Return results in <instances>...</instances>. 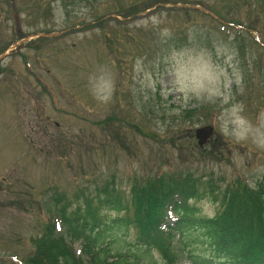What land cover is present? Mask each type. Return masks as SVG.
Returning a JSON list of instances; mask_svg holds the SVG:
<instances>
[{"label":"rangeland","instance_id":"1","mask_svg":"<svg viewBox=\"0 0 264 264\" xmlns=\"http://www.w3.org/2000/svg\"><path fill=\"white\" fill-rule=\"evenodd\" d=\"M239 104L243 141L221 130ZM262 131L264 0H0V264L27 262L49 225L97 208L107 185L130 206L133 185L157 173L190 172L203 216L227 198L251 206L264 193ZM147 263L164 264L156 252Z\"/></svg>","mask_w":264,"mask_h":264},{"label":"trees","instance_id":"2","mask_svg":"<svg viewBox=\"0 0 264 264\" xmlns=\"http://www.w3.org/2000/svg\"><path fill=\"white\" fill-rule=\"evenodd\" d=\"M162 177L163 173H157L153 183H135L130 206L115 184L107 185L102 196L97 194L98 207L66 221L69 228L63 233L49 225L24 264H148L155 252L164 264H178L184 254L188 264H264L262 191L250 195L251 206L227 198L218 215L206 217L194 204L205 191L190 172L176 183H163ZM98 209L117 215L106 219ZM125 212L132 214L120 215ZM131 227L138 236L127 245ZM109 233L114 241L123 242L111 247L106 241Z\"/></svg>","mask_w":264,"mask_h":264},{"label":"clouds","instance_id":"3","mask_svg":"<svg viewBox=\"0 0 264 264\" xmlns=\"http://www.w3.org/2000/svg\"><path fill=\"white\" fill-rule=\"evenodd\" d=\"M165 35H170V30H164ZM190 91L196 95L198 99L206 97L211 100L214 92L203 84L190 85ZM231 118L222 125V132L226 136H232L237 141H243L248 138L249 121L241 115L243 112V105H234L232 108ZM258 146L264 148V131L260 133L257 139Z\"/></svg>","mask_w":264,"mask_h":264},{"label":"water","instance_id":"4","mask_svg":"<svg viewBox=\"0 0 264 264\" xmlns=\"http://www.w3.org/2000/svg\"><path fill=\"white\" fill-rule=\"evenodd\" d=\"M214 133V129L210 126H205L196 130V138L201 147L205 146Z\"/></svg>","mask_w":264,"mask_h":264}]
</instances>
